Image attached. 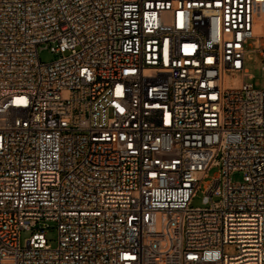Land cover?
<instances>
[{
    "label": "built area",
    "instance_id": "2783aa9c",
    "mask_svg": "<svg viewBox=\"0 0 264 264\" xmlns=\"http://www.w3.org/2000/svg\"><path fill=\"white\" fill-rule=\"evenodd\" d=\"M263 22L264 0H0V264H264Z\"/></svg>",
    "mask_w": 264,
    "mask_h": 264
},
{
    "label": "rangeland",
    "instance_id": "374dc122",
    "mask_svg": "<svg viewBox=\"0 0 264 264\" xmlns=\"http://www.w3.org/2000/svg\"><path fill=\"white\" fill-rule=\"evenodd\" d=\"M264 24V22H263ZM263 34H264V27H263ZM250 48H249V58H247L246 61V69L248 70V77H246L245 81L248 84H251L253 88L255 89H261L264 90V70L262 69V58L257 52L261 46H264V38L261 40H251L249 42ZM39 58L44 63H49L55 59L54 54H52L48 49L41 50L39 53ZM249 76L251 78H249ZM219 168L215 167L212 168L208 172V178L202 181L200 184V189L198 190L196 197L193 199L191 206L193 208H202L204 207L202 203V198L204 197V185L206 182L212 180V178L218 173ZM232 181H240L242 179L241 174H235L231 177ZM46 239L48 243L52 246H56L57 242V230L55 228H50L47 231H45ZM28 233L22 234V242H24L27 238H29ZM225 252L227 254H235L236 248L235 246L229 245L225 247Z\"/></svg>",
    "mask_w": 264,
    "mask_h": 264
},
{
    "label": "bare ground",
    "instance_id": "6f19581e",
    "mask_svg": "<svg viewBox=\"0 0 264 264\" xmlns=\"http://www.w3.org/2000/svg\"><path fill=\"white\" fill-rule=\"evenodd\" d=\"M263 27H264V24L262 23V30H261V33H263Z\"/></svg>",
    "mask_w": 264,
    "mask_h": 264
}]
</instances>
